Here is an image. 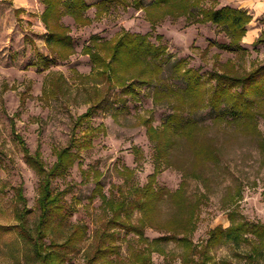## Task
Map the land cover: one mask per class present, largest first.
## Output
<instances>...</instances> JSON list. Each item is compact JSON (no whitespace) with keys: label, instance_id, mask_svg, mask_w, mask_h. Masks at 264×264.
<instances>
[{"label":"rangeland","instance_id":"rangeland-1","mask_svg":"<svg viewBox=\"0 0 264 264\" xmlns=\"http://www.w3.org/2000/svg\"><path fill=\"white\" fill-rule=\"evenodd\" d=\"M83 1L88 9L82 17L88 24L77 25L68 15L59 22L72 41L67 53L45 43L49 30L40 18L42 0H0V227L16 225L15 215L21 210L15 196L18 187L31 228L38 216V178L25 164L15 134L31 154L39 146L46 168L54 163L56 149L74 142V164L51 184L54 192H62L67 224L85 230L68 264H84L97 248L111 244L118 247L116 254L106 257L111 264L183 263L186 250L174 241L158 246L164 255L152 253L148 262H142L136 255L147 256L145 241L109 223L112 216L105 200L132 201L134 190L146 185L154 168L158 170L154 190L172 194L182 183L185 211L190 213L189 204H194L196 220L188 237L192 245L202 246L216 227H230V218L233 225L264 226V101L253 102L249 125L232 120L223 108L224 116L217 118L207 103L216 74H241L264 65V20L255 21L263 42L252 46L256 38H247L248 44L242 40V55L218 48L229 42L221 28L195 23L196 16L172 18L151 10L153 0H111L104 10L101 0ZM244 1L208 0L203 6L239 7ZM124 34L144 37L163 52L155 61L160 67L157 74L141 72L143 66L120 71L125 78L120 88L99 74L85 49L108 61L111 47ZM187 71L199 79L195 94H182L193 83ZM126 87H131L128 92ZM51 89L54 94L47 95ZM89 108L90 116L76 126L77 117ZM176 110L193 121L195 132L176 143L168 165L158 163L144 122L160 129ZM97 184L105 200L94 192ZM182 214L186 213L170 197L162 198L148 224L144 222L143 237L151 241L168 235L171 220ZM140 220L141 213L135 211L131 223L138 225ZM243 235L245 242L211 249L214 260L264 264V238ZM0 264H25L13 234L0 232Z\"/></svg>","mask_w":264,"mask_h":264},{"label":"trees","instance_id":"trees-1","mask_svg":"<svg viewBox=\"0 0 264 264\" xmlns=\"http://www.w3.org/2000/svg\"><path fill=\"white\" fill-rule=\"evenodd\" d=\"M109 1L111 0H101L99 4L101 10L105 9ZM206 1L208 0H153L149 8L162 10L163 14L172 18L196 16L195 23L211 24L221 28L226 33L229 42L219 43L218 48L220 50L245 54V49L240 44L246 33V27L251 21V16L244 10L229 6H223L219 9L205 8L203 5ZM42 3L44 9L40 17L41 22L46 30H49L45 39L46 45L60 47L67 53L71 52L72 41L66 34V29L59 25L60 19L68 15L73 18L75 24L84 26L89 23L88 19L82 17L88 6L83 0H42ZM138 8H141L139 3ZM262 36L263 33L254 41L252 46H257L263 42ZM110 50L108 61H105L96 54H90L89 50L85 49V54L96 63L99 74L104 76L110 85L111 82H115L120 88L124 87L125 78L120 76L119 72L130 67L143 66L141 72L148 71L151 75L157 74L160 70L155 61L160 59L163 48L147 43L144 37L124 34L113 44ZM61 58L65 59L66 57ZM187 72L191 74L193 83L187 86L182 94H195L199 79L194 72ZM213 79L214 86L207 103L210 109L217 114L216 117H223L225 110L232 120L243 121L249 125V121L251 122L254 118L253 113H251L253 102L255 100L264 101V65L241 74H216ZM130 88L126 87L125 92H128ZM46 94L53 95L54 91L51 89L50 93L46 92ZM90 112L89 108L84 114L77 117L75 125H81L90 116ZM144 127L148 140L153 144L155 161L168 165L170 154L176 143L183 138H190L195 132L196 125L193 121L183 117L179 110H176L165 117L160 129L153 128L149 121L144 122ZM14 136L22 149L25 164L38 178L36 200L38 216L33 228H31L28 224L30 212L25 209L22 189L18 187L15 196L21 205V210L16 212V225L0 227V232L3 235H14V243L24 257L25 264H68L67 260L83 240L85 230L81 226H69L67 224L68 217L65 205L62 203V192H54L51 184L55 178L67 172L74 164L77 157V152L72 151L75 147L74 142L71 139L66 147L56 149L54 151V163L46 168L41 160L39 146L31 154L21 137L17 134ZM157 173L158 170L154 168L148 176L146 185L135 189V198L129 202H126L124 198L120 201L115 200V202L106 201L101 194L100 185L97 184L94 189V192L101 194L100 198L105 200V205L111 211L112 217L109 223L115 229L124 231L126 234H133L138 239L145 241L147 256L136 255L138 258H142V262H148L152 253L164 255L158 246L174 241L186 250L187 255L182 259V264H227L226 262L218 263L215 261L210 250L223 243L245 242L246 239L243 237L245 232H250L253 237L259 240L264 238V226L249 225L246 222L233 225L234 220L230 218L232 223L230 227L226 229L216 227L208 232L202 246L192 245L188 237L194 231L196 220L193 213L194 204H189L191 209L190 213H187L185 206L188 204L182 196V183L172 194L164 189L154 190L153 186ZM164 197H170L176 206L186 214L177 215L171 220L170 225L172 227L168 228L171 233L168 232V235L151 241L147 240L142 233L144 222L148 224L150 212L155 208L156 203ZM135 211L141 213L143 220H140L138 225H134L130 221ZM176 237L179 238L176 239ZM46 239H48V244L45 243ZM117 251L118 247L112 244L103 249L97 248L90 257L85 259L84 264H111L106 257L109 254H116ZM194 255L196 259L193 258Z\"/></svg>","mask_w":264,"mask_h":264},{"label":"crops","instance_id":"crops-1","mask_svg":"<svg viewBox=\"0 0 264 264\" xmlns=\"http://www.w3.org/2000/svg\"><path fill=\"white\" fill-rule=\"evenodd\" d=\"M245 3L239 7H232L246 11L251 16V21L246 27V33L242 38L243 42L248 44L247 38L252 41L258 38V32L261 30L257 28L256 19L264 20V1L262 0H245ZM242 42V41H241Z\"/></svg>","mask_w":264,"mask_h":264}]
</instances>
